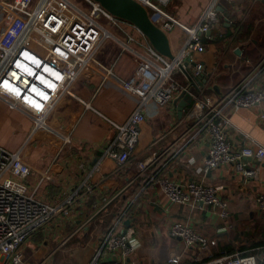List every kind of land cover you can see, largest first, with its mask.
Masks as SVG:
<instances>
[{"label": "built area", "instance_id": "obj_1", "mask_svg": "<svg viewBox=\"0 0 264 264\" xmlns=\"http://www.w3.org/2000/svg\"><path fill=\"white\" fill-rule=\"evenodd\" d=\"M137 1L165 33L178 27L188 33L183 49L173 60L160 55L135 26L114 17L94 0H0V20L4 22L0 27V100L31 120L30 138L40 131L52 132L49 118L63 98L75 97L76 83L96 62L98 52L110 39L117 44L120 55L130 54L138 65L135 77L120 82L128 92L140 96L141 104L125 124L111 122L116 137L105 156L114 160L119 168L134 164L136 173L130 184L148 178V184L158 185L159 195L170 203L199 209L219 208V216L228 219L227 204L220 199L218 189L205 180L183 184L168 177L157 179L151 175V170L160 156L154 154L137 159L142 126L146 122L145 107L151 104L167 108L182 94H192L196 89L197 93L192 94L193 106L185 120L191 124L189 132L197 130L208 136L205 171L235 165L245 178H256L257 169L251 168L245 160L263 161L264 146L255 143L236 148L229 136L231 122L226 111L230 108L255 109L264 102V83H256L262 68L241 84L231 87L225 96L213 100L206 94L209 79L204 75L206 83L200 86L194 78L206 72L204 62L199 60L207 51L205 40H213V33L223 27L225 20L217 10L221 0H212L192 28L183 26L164 10L171 0ZM233 1L225 0V3L232 5ZM188 64L194 66L189 69ZM261 65L264 66V60ZM106 71L108 76H114L112 68ZM145 73L151 74L152 79L141 92L139 81L144 80ZM179 73L185 77V83L178 80ZM45 127L48 129L41 130ZM28 143L17 152L0 146V264H26L25 245L58 216L68 213L64 205L53 207L41 201L38 187L30 189L29 180L39 171L27 160ZM39 173L42 179L52 181V177ZM130 184L118 194L105 198L96 210L97 215L119 201ZM92 193L93 185L86 183L72 194L66 205L74 201L75 206L77 200ZM255 207L264 216V191L256 198ZM124 221L121 217L106 235L92 264H142L136 258L141 247L137 230L134 227L119 228L120 223L124 226ZM169 235L181 240V248L171 254L168 264H181L183 251L193 248L199 252L194 264L264 262V247L257 255L225 254L206 260L210 244L189 224L173 222L169 226Z\"/></svg>", "mask_w": 264, "mask_h": 264}, {"label": "crops", "instance_id": "obj_2", "mask_svg": "<svg viewBox=\"0 0 264 264\" xmlns=\"http://www.w3.org/2000/svg\"><path fill=\"white\" fill-rule=\"evenodd\" d=\"M176 1L178 6L173 13L169 11L170 4L164 10L183 26L192 28L200 20L204 7L212 0ZM227 6L229 25L224 21L222 29L213 33L215 38L205 40L207 51L199 57L206 67L204 75L209 79L206 94L213 100L225 96L231 87L241 84L260 68L256 83H264V66L261 65L264 60V0H234L232 5ZM188 9H191V14H188ZM3 25L4 22L0 20V27ZM167 35L172 52L177 56L185 45L188 33L178 27ZM110 47L113 46L108 43L100 49L96 62L76 83L75 97L63 98L49 118L52 132L40 131L30 138L33 130L31 120L0 100V115L12 112L25 125L18 142L7 143L0 139V146L17 152L29 141L27 160L41 173L52 177V181H44L48 183L44 185L43 196L40 189L37 192L41 200L52 205L60 204L84 184L93 185V193L89 197L77 200L74 213L58 220L56 231L64 233L67 226L75 224L77 229L74 234L83 233L81 238L84 239L89 229L87 220L97 216L99 219L95 222L99 226L96 227L103 232L105 219L135 196L134 200H140L139 205L130 213V204L126 210L129 215L124 213L122 217L133 220L131 227L137 230L141 241L136 258L142 264H168L171 254L181 248V240L169 235V226L173 222L191 225L209 242L210 253L206 260L225 254L247 256L260 253L264 247V216L257 211L255 200L264 191V160H245L258 171L256 178L252 179L245 178L235 165L205 171L203 164L209 149L208 136L197 130L189 132L191 124L185 120L193 104L185 108L181 117L176 101L167 108L151 104L145 107L146 122L142 126L137 159L154 154L160 156L154 166L156 174L152 175L151 170V175L157 179L168 177L183 184L205 180L207 184L215 186L219 189L220 199L227 203L228 219L219 216V208L199 209L191 205L172 204L159 195L158 185L148 182L143 185L140 180L130 184L136 173L134 164L119 168L114 160L105 156L116 137V129L111 122L125 124L141 104L140 96L128 92L120 82L136 76L137 63L130 54L110 56ZM238 49L241 51L239 54ZM108 57L114 61L104 62ZM107 68L113 69L114 76L107 75ZM143 76L144 80L139 81L141 92L146 90L152 79L149 73ZM177 78L185 83L183 74L179 73ZM193 91L197 93L196 89ZM226 114L231 122L229 136L236 148L255 143L264 146V142L252 138L245 131L249 129L250 116L255 117V128L264 131V102L255 109L230 108ZM2 126L4 120H0V129ZM44 129L48 127L41 130ZM37 183L38 177L33 175L29 180L30 189L37 187ZM128 184L130 186L122 198L97 215L96 210L102 206L104 199L118 194ZM95 235L94 242H91L93 248L89 249L87 256H83L85 261L82 264H92L103 247L106 235L101 237L97 231ZM198 254L197 248L184 250L181 264L196 263Z\"/></svg>", "mask_w": 264, "mask_h": 264}, {"label": "rangeland", "instance_id": "obj_3", "mask_svg": "<svg viewBox=\"0 0 264 264\" xmlns=\"http://www.w3.org/2000/svg\"><path fill=\"white\" fill-rule=\"evenodd\" d=\"M222 2L224 3L223 0H221V3ZM177 6H178L177 1L171 0L170 6H169V11L172 12L175 9V7H177ZM206 8H207V5L203 9V11H202L203 13H204ZM203 13H202V15H203ZM188 14H191V9H188ZM108 43L112 44V46H113L112 48L110 47L108 49L109 55L110 56H114V55L118 56L119 55L118 53H120V50L117 47V44L115 45V43L113 41L108 39L103 46H105ZM113 61H114L113 58L108 57V59H106L104 62H113ZM15 111H17V110H15ZM17 112H19V111H17ZM19 113H21V112H19ZM22 116L26 117L24 114H22ZM26 119H29V118L27 117ZM0 120H4V126H2L0 129V139H2L4 142H7V143L18 142L23 135V131H24V127H25L23 122H19V117L14 113L9 112L6 115H0ZM36 170L39 171L38 169H36ZM39 172H34L33 175H36L38 177L37 187H38V190L40 189V192H42L41 195L43 196L44 185H45V183H48V182L44 183V181H48V180L42 179V177L39 175L40 174ZM42 174H44V173H42ZM40 181H42L41 184H40ZM216 189H218V188H216ZM218 194H219V189H218ZM38 198L41 200L40 197H38ZM69 198H66V200L60 204L52 205L51 202L48 203L49 205H51L53 207H55V206L59 207V206L64 205V207L66 209H68L67 210L68 213L66 215L58 216L48 228L44 229L39 234L35 235L25 245L24 250H25L26 264H49V263L50 264H82L83 261H85V259H84L85 257L83 258V256H87L89 254V249L93 248L92 247L93 243H91V242H94V240H95L94 237L96 236L95 235L96 231H97V234L99 233V235L101 237H104V234H103L104 232H102V229L99 230V228L96 227V226H99V224L97 222H95V221H97V219H99V218H96L97 216L93 217V218L90 217L87 220V222L89 223L88 224L89 229L87 231V236L84 239L81 238L84 235L83 233H79L77 235H76V233L74 234V232L77 229V226L75 224L71 225V226H67V229L65 230L64 233L63 232L58 233L56 231L55 226L58 223V220H60V219L63 220L64 217H68L73 212L74 201H71L70 203H68V205H66ZM115 212H116V210H115ZM127 220H130V218L125 219L124 223ZM95 228H96V230H95ZM86 238H88V239L86 240ZM57 249L59 251L56 254H54V252L57 251ZM71 249L75 250V251H72Z\"/></svg>", "mask_w": 264, "mask_h": 264}, {"label": "water", "instance_id": "obj_4", "mask_svg": "<svg viewBox=\"0 0 264 264\" xmlns=\"http://www.w3.org/2000/svg\"><path fill=\"white\" fill-rule=\"evenodd\" d=\"M98 2L106 11L116 18L126 21L142 33L151 46L163 57L170 60L174 59V54L171 49L170 40L163 30L157 27L149 17L146 8L137 0H94ZM217 10L224 16L225 23L229 25V13L222 5L217 6ZM237 53H241L238 49ZM194 65H189L190 69ZM195 71V70H192ZM191 71V72H192ZM190 77V76H189ZM191 79V78H190ZM194 81L203 86L206 83V78L204 74H200L198 77L194 78ZM194 84V83H192ZM195 85V84H194ZM192 94H196L192 90ZM192 94H182L177 100L176 105H178V111L180 117L183 115V111L187 106L193 104ZM133 220H127L124 226L130 228Z\"/></svg>", "mask_w": 264, "mask_h": 264}, {"label": "trees", "instance_id": "obj_5", "mask_svg": "<svg viewBox=\"0 0 264 264\" xmlns=\"http://www.w3.org/2000/svg\"><path fill=\"white\" fill-rule=\"evenodd\" d=\"M222 6H224L226 9L228 8V6L226 5V3L222 2L221 3ZM229 9V8H228ZM156 174L155 171V167L152 170V175ZM140 181H142V184L145 185L148 182V178H143ZM135 197V196H134ZM134 197L129 198L128 200H126L124 202V206L122 208H120L119 210H117L116 212L113 213V215L109 216L108 218L105 219V223L103 224V234L104 235H108L110 233V231L113 229V227L115 226V224L119 221V219L122 217V215L125 213L127 215H129V211L130 213L133 211L134 208H136L139 205V201L140 200H134ZM132 204V208L129 211H126L128 206ZM123 227V224L120 223L119 228Z\"/></svg>", "mask_w": 264, "mask_h": 264}, {"label": "clouds", "instance_id": "obj_6", "mask_svg": "<svg viewBox=\"0 0 264 264\" xmlns=\"http://www.w3.org/2000/svg\"><path fill=\"white\" fill-rule=\"evenodd\" d=\"M254 121H255V117L250 116L249 117V129H246L245 131H247L252 136V138L257 139L261 142H264V131H261L258 128H255Z\"/></svg>", "mask_w": 264, "mask_h": 264}]
</instances>
